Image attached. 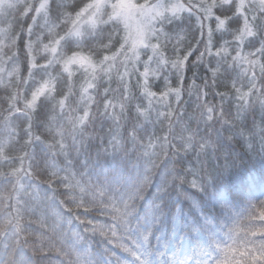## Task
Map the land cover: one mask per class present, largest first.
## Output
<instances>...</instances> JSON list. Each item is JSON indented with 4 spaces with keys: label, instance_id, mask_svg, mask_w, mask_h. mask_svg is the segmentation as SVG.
Returning <instances> with one entry per match:
<instances>
[{
    "label": "snow or ice",
    "instance_id": "6c2138e0",
    "mask_svg": "<svg viewBox=\"0 0 264 264\" xmlns=\"http://www.w3.org/2000/svg\"><path fill=\"white\" fill-rule=\"evenodd\" d=\"M240 152L264 159V0H0V264H147L169 187ZM226 236L197 264H264V198Z\"/></svg>",
    "mask_w": 264,
    "mask_h": 264
},
{
    "label": "trees",
    "instance_id": "16d2710c",
    "mask_svg": "<svg viewBox=\"0 0 264 264\" xmlns=\"http://www.w3.org/2000/svg\"><path fill=\"white\" fill-rule=\"evenodd\" d=\"M113 160L116 166L122 163L118 157L108 158L110 164ZM222 162V158L211 161L213 166ZM185 166L190 167L191 164L186 163ZM126 170L135 176L131 165H127ZM230 190L246 195L230 197L231 211L226 212L217 200L220 192ZM258 197L264 198V159L259 156L253 158L243 152L237 153L229 171L217 175L203 192H197L187 185L170 186L164 194L165 202L170 206L171 213L179 210L180 222L175 227L158 226L161 227L160 231L152 230L150 243L142 248L144 259L147 264H169L173 259L197 264L198 261L209 259L212 241H226L227 227L238 214L244 212L250 199L254 201ZM194 225L198 230H194ZM104 248L105 245L98 240L91 242L86 259L93 262L100 259L103 264H115ZM117 255L121 259H130L120 253Z\"/></svg>",
    "mask_w": 264,
    "mask_h": 264
}]
</instances>
